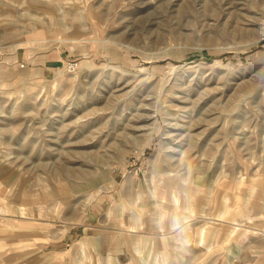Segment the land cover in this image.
<instances>
[{"label": "rangeland", "instance_id": "374dc122", "mask_svg": "<svg viewBox=\"0 0 264 264\" xmlns=\"http://www.w3.org/2000/svg\"><path fill=\"white\" fill-rule=\"evenodd\" d=\"M0 264H264V0H0Z\"/></svg>", "mask_w": 264, "mask_h": 264}, {"label": "crops", "instance_id": "0c3cea01", "mask_svg": "<svg viewBox=\"0 0 264 264\" xmlns=\"http://www.w3.org/2000/svg\"><path fill=\"white\" fill-rule=\"evenodd\" d=\"M61 58L60 55L55 53L32 55L27 50L18 48L9 64L13 66V69L18 66L22 70L21 74H31L34 78L45 80L56 76Z\"/></svg>", "mask_w": 264, "mask_h": 264}, {"label": "built area", "instance_id": "2783aa9c", "mask_svg": "<svg viewBox=\"0 0 264 264\" xmlns=\"http://www.w3.org/2000/svg\"><path fill=\"white\" fill-rule=\"evenodd\" d=\"M65 67H66V69H67L68 71H71V70H74V69H75V65H74L73 62H68L67 65H66Z\"/></svg>", "mask_w": 264, "mask_h": 264}]
</instances>
